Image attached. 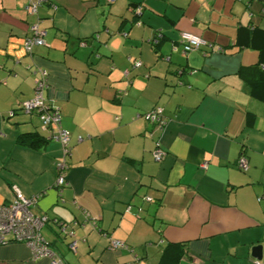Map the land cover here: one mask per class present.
Returning <instances> with one entry per match:
<instances>
[{"label":"crops","instance_id":"0c3cea01","mask_svg":"<svg viewBox=\"0 0 264 264\" xmlns=\"http://www.w3.org/2000/svg\"><path fill=\"white\" fill-rule=\"evenodd\" d=\"M107 1L49 0L30 14L28 0H0V203L39 194L30 210L48 216L41 235L65 264H264V0ZM35 21L45 43L26 52ZM181 31L208 46L183 52ZM39 68L69 132L60 191L62 145L21 109ZM152 108L162 130L144 117ZM25 132L46 141L32 148ZM47 263L0 243V264Z\"/></svg>","mask_w":264,"mask_h":264},{"label":"built area","instance_id":"2783aa9c","mask_svg":"<svg viewBox=\"0 0 264 264\" xmlns=\"http://www.w3.org/2000/svg\"><path fill=\"white\" fill-rule=\"evenodd\" d=\"M45 1L47 0H28L26 5L27 12L36 14L38 7ZM138 10L139 8L137 7L136 11ZM136 24L139 25L140 22H136ZM45 34V29L39 27L38 21L31 23L28 28V34L24 39L23 45L25 51L31 52L33 46L44 44ZM179 42L182 51L185 53L199 49L202 46H208V42L204 38L188 31L180 32ZM134 65L139 66L140 61H135ZM47 87L48 72L45 68H39L36 70L33 95L21 103V109L28 113L35 112L39 117L40 126L48 130V138L54 139L62 145V156L55 162L57 176L54 184L60 191L67 184L66 170L68 169V165L65 158L70 151V147L68 146L69 132L60 124L61 115L59 109L47 105L44 101V91ZM160 114V110L152 108L144 114V117L154 123L158 129L162 130L165 123L160 119ZM78 138L81 139V137ZM164 155L165 152L159 147H156L153 151V158L156 161H159ZM205 166L206 161H203L200 167L204 168ZM237 166L242 171L248 169L247 158L244 155L238 157ZM14 191L15 196L9 203H0V243H6L9 240L22 242L29 248L33 260L46 258L48 260L47 264H65L61 256L53 251L49 241L41 235L40 229L48 222V216L45 214L37 215L30 210V207L37 202L39 194L25 197L17 189H14ZM145 199L152 200L148 196ZM84 213L88 216L86 212ZM57 222L61 231L67 233L66 228L68 227V223L65 221ZM109 246L113 249L127 247L124 242L119 240H111ZM67 247L70 250H75L76 240H71L67 244Z\"/></svg>","mask_w":264,"mask_h":264},{"label":"trees","instance_id":"16d2710c","mask_svg":"<svg viewBox=\"0 0 264 264\" xmlns=\"http://www.w3.org/2000/svg\"><path fill=\"white\" fill-rule=\"evenodd\" d=\"M48 1L49 0H47L45 2H48ZM45 2H43V3H45ZM133 7H134L133 10H134L135 7H137V6L134 5ZM259 63L260 62L254 64V70L256 68H259V70L261 71L260 73L262 74V78L260 80L255 79L254 80V86H256L255 84H257V86H259V88H262L264 90V71L262 70V68H260L262 63H260V64ZM160 113H161L160 119H162L164 121V123H166V120L164 118L163 113L161 111H160ZM19 138H20L21 142L25 143L26 145H28L32 148H38L40 144H42L46 141V138L44 136L40 135L38 132H25V133L20 134ZM68 146L70 147L69 141H68ZM50 246H51V244H50Z\"/></svg>","mask_w":264,"mask_h":264},{"label":"water","instance_id":"95a60500","mask_svg":"<svg viewBox=\"0 0 264 264\" xmlns=\"http://www.w3.org/2000/svg\"><path fill=\"white\" fill-rule=\"evenodd\" d=\"M251 254L255 257L258 261L262 259V246L261 245H254L251 249Z\"/></svg>","mask_w":264,"mask_h":264},{"label":"rangeland","instance_id":"374dc122","mask_svg":"<svg viewBox=\"0 0 264 264\" xmlns=\"http://www.w3.org/2000/svg\"><path fill=\"white\" fill-rule=\"evenodd\" d=\"M106 2H108V1L106 0ZM105 6H107V4H105Z\"/></svg>","mask_w":264,"mask_h":264}]
</instances>
